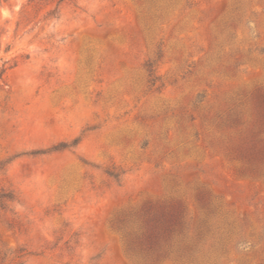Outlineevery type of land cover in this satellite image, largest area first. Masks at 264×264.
I'll list each match as a JSON object with an SVG mask.
<instances>
[{
    "label": "rangeland",
    "instance_id": "374dc122",
    "mask_svg": "<svg viewBox=\"0 0 264 264\" xmlns=\"http://www.w3.org/2000/svg\"><path fill=\"white\" fill-rule=\"evenodd\" d=\"M0 264H264V0H0Z\"/></svg>",
    "mask_w": 264,
    "mask_h": 264
},
{
    "label": "trees",
    "instance_id": "16d2710c",
    "mask_svg": "<svg viewBox=\"0 0 264 264\" xmlns=\"http://www.w3.org/2000/svg\"><path fill=\"white\" fill-rule=\"evenodd\" d=\"M1 197V199H7V200H10L11 201V198L10 197H8V196H0Z\"/></svg>",
    "mask_w": 264,
    "mask_h": 264
}]
</instances>
